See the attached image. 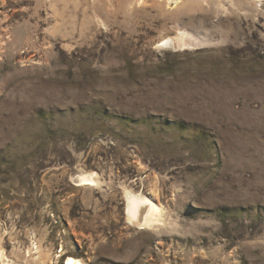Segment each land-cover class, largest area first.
Returning a JSON list of instances; mask_svg holds the SVG:
<instances>
[{"label": "rangeland", "instance_id": "obj_1", "mask_svg": "<svg viewBox=\"0 0 264 264\" xmlns=\"http://www.w3.org/2000/svg\"><path fill=\"white\" fill-rule=\"evenodd\" d=\"M0 248L264 264V0H0Z\"/></svg>", "mask_w": 264, "mask_h": 264}, {"label": "bare ground", "instance_id": "obj_2", "mask_svg": "<svg viewBox=\"0 0 264 264\" xmlns=\"http://www.w3.org/2000/svg\"><path fill=\"white\" fill-rule=\"evenodd\" d=\"M178 0H176V3ZM167 40V39H166ZM165 41V40H164ZM166 45L176 48V45H181L179 39H168ZM179 46H177L178 48ZM76 183L81 187L93 186L98 183L93 175H80L76 179ZM75 183V184H76ZM128 200V219L134 226L141 228V230L153 227L156 223L162 221V214L160 207L150 199L142 195L127 194ZM4 252V251H3ZM0 248V258L2 264H15L5 260V256ZM13 262V261H12ZM67 264H83L81 260L69 257Z\"/></svg>", "mask_w": 264, "mask_h": 264}]
</instances>
